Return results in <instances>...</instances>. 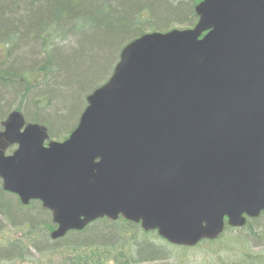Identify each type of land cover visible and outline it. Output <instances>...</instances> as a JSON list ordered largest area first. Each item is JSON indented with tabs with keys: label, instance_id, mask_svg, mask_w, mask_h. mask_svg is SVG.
Returning <instances> with one entry per match:
<instances>
[{
	"label": "water",
	"instance_id": "1",
	"mask_svg": "<svg viewBox=\"0 0 264 264\" xmlns=\"http://www.w3.org/2000/svg\"><path fill=\"white\" fill-rule=\"evenodd\" d=\"M196 14L128 44L67 140L9 114L3 190L51 211L53 240L122 217L193 247L264 212V0H203Z\"/></svg>",
	"mask_w": 264,
	"mask_h": 264
},
{
	"label": "trees",
	"instance_id": "2",
	"mask_svg": "<svg viewBox=\"0 0 264 264\" xmlns=\"http://www.w3.org/2000/svg\"><path fill=\"white\" fill-rule=\"evenodd\" d=\"M201 2L0 0V135L14 93L20 99L15 110L28 122L44 127L51 140H66L87 107V93L109 80L122 50L147 33L193 28ZM26 73L34 81L20 85ZM55 227L39 202L23 206L0 181V264H34L25 253L36 243L44 244L41 254L49 264H170L173 249L200 248L213 256L208 264H264V213L192 249L170 246L156 232L123 220L101 219L52 241ZM9 229L19 237H11ZM251 244L262 251L252 252Z\"/></svg>",
	"mask_w": 264,
	"mask_h": 264
},
{
	"label": "rangeland",
	"instance_id": "3",
	"mask_svg": "<svg viewBox=\"0 0 264 264\" xmlns=\"http://www.w3.org/2000/svg\"><path fill=\"white\" fill-rule=\"evenodd\" d=\"M34 78H35L34 74L26 73L23 75L22 84H20V85H24L25 83H31L32 81H34ZM40 91H41V89L39 88L36 91V94ZM93 91H94V89L91 90L90 92H88L86 96L88 97ZM9 95H10L11 99L9 100V98H8V100L10 102L8 103L9 107L5 110V111H7L6 115H8L10 112L14 111L15 107H17L19 102H20V99H18V97L14 93L9 94ZM4 100H6V98ZM24 117H25V115H24ZM29 123H33V122H29ZM12 149H11V151H6L7 152L6 154L12 155L16 148L12 147ZM115 229H117V228H115ZM134 229H136V228H134ZM137 229L140 230V228H137ZM9 230L11 233V237H13V238L19 237L16 230H14V229H9ZM221 243H225V241L223 240ZM37 244L38 243H36V246H37ZM56 244H58V243H56ZM251 245L253 247H255L254 244H251ZM36 246L32 245L31 249L27 250V252L25 253V258L33 261L34 264H49L48 261L45 260V257L41 254V251L44 250L43 249L44 244L39 243L38 244L39 248H36ZM205 251L206 250L204 248H200V249L194 250V251H187V252L181 251V252L177 253V251L173 249L171 252V253H173V257L168 261V263H170V264H208L210 261H212L213 256L205 255ZM261 251H262V249L258 248V247H255L252 249V252H254V253H259ZM220 255L224 256V253L221 252ZM225 257L227 258V256H225ZM25 264H31V263L29 261H26Z\"/></svg>",
	"mask_w": 264,
	"mask_h": 264
}]
</instances>
